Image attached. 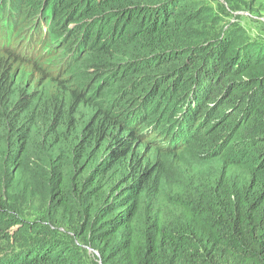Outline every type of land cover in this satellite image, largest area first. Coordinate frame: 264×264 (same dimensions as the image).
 <instances>
[{"label":"trees","instance_id":"1","mask_svg":"<svg viewBox=\"0 0 264 264\" xmlns=\"http://www.w3.org/2000/svg\"><path fill=\"white\" fill-rule=\"evenodd\" d=\"M14 1L12 10L19 22L36 18L48 8V32L58 36H65L59 28L67 27L66 22L81 24L73 35H81L80 45L86 47L94 70L113 73L110 61L125 53L137 61L118 64L120 73L144 74L151 71L147 64L155 58L156 80L164 88L180 80L182 87L173 86L177 95H191L188 114L199 111L198 120L190 119L192 125L182 130L177 148H157L155 153L167 159L182 153L184 158L219 166V171L208 172L204 178L197 173L191 179L192 192L170 185L164 165L156 171H136L131 164L126 166V160L134 141L140 139L134 125L141 113L132 124L116 121L121 135L107 159L86 178L69 181L68 186L69 171L65 165L57 168L59 175L46 200L51 212L44 229L70 223L82 211L84 225L77 236L98 252L103 264H264V51L249 45L243 32H220L218 18L199 0ZM224 1L232 7L229 0ZM5 86L6 79L0 83V101L8 95ZM91 99L89 95L83 103L98 104ZM214 106L226 114L211 116ZM55 108V103L46 106L40 98L21 97L6 108L10 126L2 125L5 138H20V130L31 132L34 122L29 113L37 119ZM101 114L102 123L111 126L107 111ZM25 123L30 125L23 129ZM92 133L88 126L86 140ZM77 144L76 149H82L83 144ZM203 148L204 154H199ZM115 164L128 171L112 187L110 168ZM157 174L159 184H154ZM1 194L0 231L24 227ZM0 264H80V256L64 249L63 243H43L29 256L0 259Z\"/></svg>","mask_w":264,"mask_h":264},{"label":"rangeland","instance_id":"2","mask_svg":"<svg viewBox=\"0 0 264 264\" xmlns=\"http://www.w3.org/2000/svg\"><path fill=\"white\" fill-rule=\"evenodd\" d=\"M199 1L218 18L220 32H243L249 45L264 51V0H229L232 7L224 0ZM15 3L14 0H0V83L6 79L5 92H8L7 97L0 101V112L4 114L0 113V193L8 206L19 214L24 227L16 225L0 231V259L11 260L25 253L29 256L39 244L63 243L64 249H73L79 254L80 264H103L98 252L77 236L84 225L82 211L79 210L70 223H58L49 230L42 226L50 216L46 200L59 175L57 168L65 165L69 171L68 186L69 181L73 183L76 178H86L95 165L107 159L115 139L121 135V129L115 122L132 124L139 113L141 116L134 129L139 128L135 133L140 139L134 141L126 166L131 164L136 171L142 172L153 168L156 171L159 165H164L169 184L190 192L195 188L191 179L197 173L204 178L208 172L219 171V166L184 158L182 153L177 154V158L168 159L155 153L157 148L162 151L171 146L177 148L182 130L187 131L192 125L188 124L190 119L196 122L199 118L198 110L191 117L188 114L191 95L176 94L175 86L182 87L180 80L169 83L165 88L156 80L158 72L152 69L155 58L147 64V70L151 68V71L144 74L126 76L127 72L120 73L118 64L124 66L136 60L125 53L110 61L115 70L113 73L104 69L94 70L89 65L86 47L80 45L81 35L78 38L73 35L80 31L81 24L66 22L69 24L67 27L59 28V31L66 32L65 36H58L50 32L51 13L48 8L36 18L19 22L12 10ZM87 94L91 100H98V104L83 103L89 98ZM27 95L44 100L46 106L55 103V112L46 110L45 116L40 115L37 119L29 113L34 122L31 132L27 134L20 130V138L10 135L6 139L2 127L10 126L6 125V108ZM139 102L144 105L137 106ZM214 107L211 116L217 114L222 118L226 114L225 110ZM104 111L111 117V126L102 123L101 113ZM29 125L25 123L23 129ZM88 126L93 133L86 140ZM215 127V130L220 129ZM80 143L83 144L82 149H76V144ZM204 150L199 149V154H204ZM110 169L114 187L128 168L123 171L115 164ZM159 180L160 175L157 174L154 184H159ZM161 184L166 191L165 183ZM149 194L150 190L146 201ZM27 225H34L35 229L30 231Z\"/></svg>","mask_w":264,"mask_h":264},{"label":"clouds","instance_id":"3","mask_svg":"<svg viewBox=\"0 0 264 264\" xmlns=\"http://www.w3.org/2000/svg\"><path fill=\"white\" fill-rule=\"evenodd\" d=\"M31 52V51H30ZM31 54H32V52H31Z\"/></svg>","mask_w":264,"mask_h":264}]
</instances>
